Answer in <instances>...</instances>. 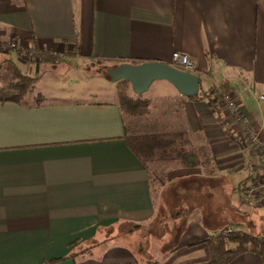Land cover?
<instances>
[{
	"label": "crops",
	"instance_id": "obj_1",
	"mask_svg": "<svg viewBox=\"0 0 264 264\" xmlns=\"http://www.w3.org/2000/svg\"><path fill=\"white\" fill-rule=\"evenodd\" d=\"M10 40L19 50L34 42L63 59L113 64H170L173 52L187 54L197 94L222 82L264 135V0H0V41ZM1 53L9 54L0 62V80L8 66L4 85L12 67L28 60ZM155 81L156 94L169 83ZM104 93L0 103V264H208L204 240L215 233L207 223L220 213L229 211L226 221L237 227L219 232L256 230L240 188L258 173L257 151L220 106L168 87L167 103H154L137 127L122 114L119 95L99 98ZM149 135L177 137V149L196 152L200 164L164 166L153 190L152 164L175 156L155 157L149 170L127 144L129 136ZM175 193L187 201L175 220L187 210L190 220L162 246L154 238L148 252L143 241L134 247L138 229L174 216L162 203ZM229 264L263 261L244 252Z\"/></svg>",
	"mask_w": 264,
	"mask_h": 264
},
{
	"label": "rangeland",
	"instance_id": "obj_2",
	"mask_svg": "<svg viewBox=\"0 0 264 264\" xmlns=\"http://www.w3.org/2000/svg\"><path fill=\"white\" fill-rule=\"evenodd\" d=\"M12 55L16 56L14 53ZM9 54L1 53L0 52V62L4 61L5 58H7ZM114 65L113 62L110 61H85L82 59H63L61 57L58 58L55 62H29L24 61L21 62V59L18 61V67L20 68L21 72L26 75H30L32 77H38L39 80H41V83L36 85L34 89L31 91H28L25 95L24 101L25 102H33L36 99V95L43 94L45 96H48L50 98H64L69 97V95L75 97L77 96L78 91H97L99 92H106L104 94H107V96H100L98 94L99 98H105V99H115L117 95H119L121 92H125L129 96H136L141 99H144L148 101L149 105V113L153 112V105L154 103L160 104H166L167 99L164 96L165 90L168 89V87L173 88L172 85L169 83H162L164 84L161 86L164 89L160 88L157 92V86H159L160 83H157L154 81L149 88L144 91L142 94H135L132 91V87L130 83H117L112 82L109 75H108V69L110 66ZM7 69L8 66H2L1 73L3 75V79L0 80V83H5L6 75H7ZM154 95H156V102L154 101ZM160 100V101H158ZM148 113V114H149ZM143 115V116H131L129 119L132 120L137 127L143 126L145 120L149 118V115ZM175 157L170 159H161L158 158L153 164H152V172L153 175L151 177V183L153 190L157 188L156 180L157 178H160L161 176L164 178V171L163 167L169 168L171 165L176 164L178 162V157L174 155ZM162 168V169H161ZM162 172V173H161ZM236 178H241L240 174L232 175ZM156 177V179H155ZM231 177V176H230ZM174 188L176 189L177 186L174 185ZM177 190V189H176ZM157 196V195H156ZM163 212L168 215H174L169 218H163L160 217L156 222H151L149 225H146L145 228H142V231L138 229L136 234L131 236L132 245L137 246L138 242H144L142 247L145 249L144 251L148 252L147 248L150 247V242H154V238L158 239L154 243L157 246H162L163 243H167L170 241V239L173 238L174 234L176 233V230L179 226L178 224L183 222H188L191 218V213L189 210L184 214V216H180V219L175 220V218L178 217V211L181 206H186L187 201L184 195H181L180 193H175L171 198H164L163 199ZM169 206V207H168ZM243 208H247L250 212H247V217L250 219H253L256 223V230L252 232V234H262L264 232V206H255L252 203L243 205ZM221 217L213 218L211 222L207 223L209 229H212L213 233H218L219 231H222L227 226H231L233 229L237 227L235 223L232 221H229V218H231V214L229 211H225L220 213ZM163 221H161V220ZM194 219V218H192ZM196 219H199L200 221H207V217H201L198 216ZM227 220V221H226ZM161 221V222H160ZM205 221V222H206ZM210 221V220H209ZM178 226V227H177ZM158 227V229H157ZM140 230V231H139ZM162 230V231H159ZM114 235V234H113ZM125 238H120V243H125ZM162 240V242H161ZM185 241V239H183ZM159 248V247H158ZM145 255V254H143ZM156 259V258H155Z\"/></svg>",
	"mask_w": 264,
	"mask_h": 264
},
{
	"label": "trees",
	"instance_id": "obj_3",
	"mask_svg": "<svg viewBox=\"0 0 264 264\" xmlns=\"http://www.w3.org/2000/svg\"><path fill=\"white\" fill-rule=\"evenodd\" d=\"M32 43V48L27 50L26 54L29 62H34L36 57H38L39 62H55L58 60V55L51 54L47 51H38L35 49L34 42ZM19 53L22 54L20 51ZM75 53L76 52H73V54ZM97 61H103V59H98ZM115 65H117V63L110 67ZM38 80V77L23 74L18 67L13 66L10 71L8 82L4 85H0V103L15 102L24 104L25 95L35 87ZM117 83L126 84L129 82L120 80L117 81ZM219 84L224 89L228 90L222 82ZM212 90L213 85L207 91L196 94L193 97L206 98L214 108H217V102L213 99ZM148 104V101L136 96H129L125 92L119 94V108L125 116H143L148 114L150 110ZM177 141L178 138L175 136H129L127 144L149 170H151L149 163H151L155 157L167 155H176L180 164L184 167L198 166L200 164L199 155L183 147L178 150ZM257 177L258 173L253 180L257 179ZM204 242L209 246L208 264H229L244 252H251L259 255L264 264V232L254 235L243 231L231 230L210 235Z\"/></svg>",
	"mask_w": 264,
	"mask_h": 264
},
{
	"label": "built area",
	"instance_id": "obj_4",
	"mask_svg": "<svg viewBox=\"0 0 264 264\" xmlns=\"http://www.w3.org/2000/svg\"><path fill=\"white\" fill-rule=\"evenodd\" d=\"M20 51L27 59V50H19L14 40L7 42L0 41V52ZM24 51V52H23ZM170 65L186 72H194V61L181 52L171 54ZM213 99L217 102L227 115L234 120L241 128L246 142L256 148L259 159V170L257 179L246 182L241 185V198L246 203H252L255 206L264 204V135L257 129L251 116L243 109L240 102L229 91L224 89L219 83L213 85ZM264 99V96H260Z\"/></svg>",
	"mask_w": 264,
	"mask_h": 264
},
{
	"label": "water",
	"instance_id": "obj_5",
	"mask_svg": "<svg viewBox=\"0 0 264 264\" xmlns=\"http://www.w3.org/2000/svg\"><path fill=\"white\" fill-rule=\"evenodd\" d=\"M112 82L125 80L135 94H142L155 80H166L183 96H194L198 92V77L163 62H121L108 69Z\"/></svg>",
	"mask_w": 264,
	"mask_h": 264
}]
</instances>
